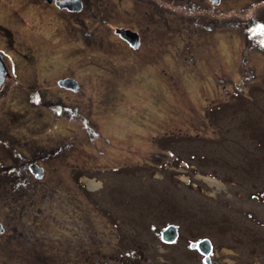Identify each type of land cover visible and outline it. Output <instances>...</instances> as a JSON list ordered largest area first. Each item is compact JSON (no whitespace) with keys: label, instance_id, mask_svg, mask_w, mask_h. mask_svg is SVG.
I'll return each mask as SVG.
<instances>
[{"label":"rangeland","instance_id":"374dc122","mask_svg":"<svg viewBox=\"0 0 264 264\" xmlns=\"http://www.w3.org/2000/svg\"><path fill=\"white\" fill-rule=\"evenodd\" d=\"M249 1L220 0L216 8L222 19L213 21L211 30L208 20L214 16L208 8L210 28L196 26L197 38L193 26L186 24V32L176 23L174 50L126 62L105 79L109 91L97 81L85 89L94 102L103 99L93 107L103 137L56 170L74 200L68 201L65 188L39 182L29 194L35 200L28 212L25 194L8 184L10 172L0 170V264H204L188 247L202 237L211 242L212 264H264V26L257 22L261 30L251 32L252 38L242 20L264 22V0L253 1L254 18ZM230 19L243 24L236 27ZM43 25L37 24L41 30ZM177 34L187 35L179 39ZM187 38L192 51L179 56ZM33 44L35 56L50 49L55 71L84 55L73 53L68 39L43 37ZM90 66L87 72H93ZM78 73L89 80L85 71ZM13 88L2 96L7 103L24 97V90ZM4 105L1 100L0 108ZM10 107L15 111L6 108L0 114L23 116L9 124L1 116L0 131L21 140L23 122L35 135L54 133L51 119L29 115L39 107L23 101ZM0 153L4 164L11 161L5 148ZM83 159L103 168L93 172V187L80 177L89 193L68 174V161ZM77 214L89 215L95 232L78 229ZM168 223L176 225L178 235L163 243L159 230ZM28 225L34 248L29 250Z\"/></svg>","mask_w":264,"mask_h":264},{"label":"flooded vegetation","instance_id":"af4514ba","mask_svg":"<svg viewBox=\"0 0 264 264\" xmlns=\"http://www.w3.org/2000/svg\"><path fill=\"white\" fill-rule=\"evenodd\" d=\"M253 1L247 3L251 7H248L250 18L255 17ZM219 2L220 0L215 3L212 0L205 3L204 0H0V101L3 100L5 104L0 111L6 108L15 111L10 105L17 106L19 101H23L33 108H40V112L36 115L30 113V116L51 119L55 125L51 126L55 128L53 134L35 135L29 129L28 123L20 122L19 125L26 133L21 140L0 131V150L5 148L11 159L4 164L0 153V170L10 172L9 180L6 178L8 184L15 185L25 194L23 196L28 202L23 206L28 212L33 205L31 202L35 200H32L29 194L36 190L39 182L41 185L54 184V189L58 191L65 188L68 201L74 200V195H70V187L56 170L63 167V161L77 151L83 152L94 142V138L103 137L94 115V103H102L103 99L99 98L94 102L85 89L89 88L88 86L94 87L97 81L101 83L103 91H109L105 79L126 67V62H142L144 58L150 59L159 53L164 55L171 49L174 50L175 34L172 33L176 23L179 24L177 30L183 29L186 32H189L186 24L193 26L194 38H197L200 36L198 28H201V25L207 29L204 12L208 11V8L209 15L214 16L208 20L211 22V28L209 26L207 30H211L212 22L222 19L217 16L219 9L216 5ZM180 11L188 15L191 13L193 17L184 16ZM247 19V16L242 18L249 31L255 34L261 30L254 29L255 18ZM191 20L192 23H189ZM262 21L257 19V22L264 26ZM228 22L236 27L243 24H239L238 19H230ZM39 23H44V29L53 34L48 37L44 29L41 30L37 26ZM186 35L177 34V38L182 39ZM43 37H47L49 41L68 39L72 52L84 51V55L76 58L71 65L66 63L63 70L55 71V60L48 55L50 49L44 56H35L38 50L33 40H41ZM163 41L167 42L168 46L163 44ZM186 41L185 50H178L179 56L192 51L189 46L191 39L187 38ZM85 58H89V61H85ZM90 64L93 72H87ZM80 71H85L90 76L88 81L79 75ZM101 74L106 77H100ZM13 87L16 90H24V97H12L7 103L2 96L6 90L14 89ZM12 114L14 115L0 114V120L5 117L9 124L23 116ZM56 120L61 121L60 124ZM62 125L66 126L65 132ZM1 128L2 126L0 130ZM97 151L103 152L101 149ZM68 163V174L72 181L89 193L90 190L80 183V177L91 180L93 172L103 168H92L85 159ZM45 176L47 177L44 179ZM45 198L49 199L48 196ZM76 216L79 219L77 224L81 220L78 229L86 233L95 232L89 215ZM30 231L28 225V250L34 249L29 244ZM122 259L119 258L120 261ZM92 263H95L94 259Z\"/></svg>","mask_w":264,"mask_h":264},{"label":"water","instance_id":"95a60500","mask_svg":"<svg viewBox=\"0 0 264 264\" xmlns=\"http://www.w3.org/2000/svg\"><path fill=\"white\" fill-rule=\"evenodd\" d=\"M217 1L218 0H212L213 3ZM1 74H2V63L0 60V78H1ZM159 234H160V238L162 241L171 242L175 239L176 234H177L176 226L173 223H169L160 230ZM188 246L195 247L197 251L203 255L202 260L206 264H210L208 253L211 249V243L208 238L206 237L200 238L195 243L190 242Z\"/></svg>","mask_w":264,"mask_h":264},{"label":"trees","instance_id":"16d2710c","mask_svg":"<svg viewBox=\"0 0 264 264\" xmlns=\"http://www.w3.org/2000/svg\"><path fill=\"white\" fill-rule=\"evenodd\" d=\"M257 27H258L257 26V20H254V29L256 30ZM247 28H248V26L247 25H244V32L248 36L251 33V31H249Z\"/></svg>","mask_w":264,"mask_h":264},{"label":"bare ground","instance_id":"6f19581e","mask_svg":"<svg viewBox=\"0 0 264 264\" xmlns=\"http://www.w3.org/2000/svg\"><path fill=\"white\" fill-rule=\"evenodd\" d=\"M87 183H88V185H89V187H93V183H92V181H90V180H87Z\"/></svg>","mask_w":264,"mask_h":264}]
</instances>
